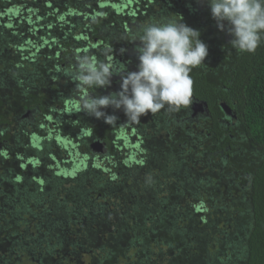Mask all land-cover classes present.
Listing matches in <instances>:
<instances>
[{
    "label": "trees",
    "instance_id": "obj_1",
    "mask_svg": "<svg viewBox=\"0 0 264 264\" xmlns=\"http://www.w3.org/2000/svg\"><path fill=\"white\" fill-rule=\"evenodd\" d=\"M166 15L199 30L208 46L205 65L190 73L193 96L204 99L218 118V101L229 104L231 94L239 124L237 134L230 131L236 143L230 153L238 147L240 155L227 162L228 168L215 167V190L203 198L188 191L185 208L178 203V191L190 187L173 178L187 172L183 159L168 170L169 179L150 173L131 179L136 186L129 184L130 195L121 197L115 192L124 165L115 166L112 176L82 158L75 166H61L57 158L68 153L63 149L68 146L58 151L52 141L74 143V153L84 156L92 154L90 144L99 139L115 155L113 132L103 118L66 113L79 108V99L76 82L64 70L84 54L107 62L114 53L119 62L121 49L129 53L130 63L127 56L124 61L131 71L133 66L138 70L134 49L140 42L125 38L142 23ZM226 29L227 24L225 30L218 28L208 0H0V264L229 263L225 259L264 264V40L254 53H237ZM121 82L114 74L109 86L91 94L116 92ZM54 109L60 115L52 117V126L46 117ZM27 111L32 117L22 118ZM105 112L113 115L112 107ZM114 115L126 117L124 112ZM135 171L131 166L133 176ZM232 171L235 183L228 182ZM221 180L237 212L222 211V216L226 222L238 220L244 229L237 232L230 223L217 225V210L227 208ZM199 181L200 186L208 183ZM245 184L249 189L242 191ZM145 185L148 191L139 198L136 187ZM230 245L232 254H225Z\"/></svg>",
    "mask_w": 264,
    "mask_h": 264
},
{
    "label": "clouds",
    "instance_id": "obj_2",
    "mask_svg": "<svg viewBox=\"0 0 264 264\" xmlns=\"http://www.w3.org/2000/svg\"><path fill=\"white\" fill-rule=\"evenodd\" d=\"M208 4L218 28L225 30L227 24L231 48L237 53H254L264 40V0H208ZM125 39L140 42L135 49L138 70L125 74L124 64L94 60L87 54L76 57L75 65L64 70V75L76 82L79 108L75 111L115 126L117 117L102 109H122L125 125L140 123V117L148 112L156 115L161 110L178 113L187 109L193 96L190 73L205 65L208 55L199 30L179 16L166 15L142 23ZM114 74L121 76L119 91L91 94L95 88L109 86Z\"/></svg>",
    "mask_w": 264,
    "mask_h": 264
},
{
    "label": "flooded vegetation",
    "instance_id": "obj_3",
    "mask_svg": "<svg viewBox=\"0 0 264 264\" xmlns=\"http://www.w3.org/2000/svg\"><path fill=\"white\" fill-rule=\"evenodd\" d=\"M227 97L229 98V104H227L226 101L219 100L218 105L221 108V103H224L227 110L230 112L228 114L221 109L222 115L218 118H215L211 113L207 102L204 99L192 96V103L187 109H181L178 113H168L161 110L156 115L153 114V116H150L147 113L144 115L145 118L140 119V123L128 125V127L136 128V132H141L140 135L145 139L152 136L154 139L158 138L160 140L163 147L161 150L162 152H151L147 149L149 152L144 160L147 162L148 159H151V164L156 165V163L153 162L154 155L157 157L156 159H159V156L161 157L162 155L165 156L164 159H167L166 154H170L173 156L172 162L177 165V163H181V160L183 159L182 155H185V149H188V151H191L190 149H192V157L195 150H197L195 154L199 155L200 153V157L198 158L199 165L200 168L205 170V174L200 170L201 176L205 177H202V180L208 183L207 185L200 186L201 188L197 190L200 193L198 196L199 198L206 196L211 188L215 190V178L216 176L218 177V173L215 172V167H217V169L219 167L218 170L228 168L230 163L227 164V162H229L231 158V160H233L235 154L240 155L238 147L236 148V151L234 150V152H231L232 154L230 153L232 148L234 149L236 147V143H234L235 135L231 134L230 131L237 134L239 132V124L231 106L234 104L233 97L231 94L227 95ZM197 101L205 102L206 106H195L194 103ZM29 117H32L31 112L26 114V118ZM122 118L125 123L127 118L125 116H122ZM216 125L219 130L216 129ZM145 129H148L147 134L145 133ZM94 141L103 143L102 148L105 154L109 152L105 147L104 142H101L99 139H95ZM169 145H173L175 148H171ZM109 154L110 153H108V155ZM257 159H259L258 156ZM187 164L188 163L185 162L186 167ZM142 165L143 163L136 164L137 168L135 172L136 174L141 173L143 176H146L145 173L147 170L143 168L146 163L143 166ZM171 165L174 166L172 163ZM171 165L169 164L168 167H171ZM226 165L227 167H225ZM141 168H143V170H141ZM147 169L150 170V164H147ZM164 175L169 177L168 173L163 174V176ZM234 179H237L236 171H232V176H230L228 182L235 183ZM244 187L248 188L249 185H243L241 187L242 191H245ZM160 188H164V186H160ZM164 195H169V193H165Z\"/></svg>",
    "mask_w": 264,
    "mask_h": 264
},
{
    "label": "rangeland",
    "instance_id": "obj_4",
    "mask_svg": "<svg viewBox=\"0 0 264 264\" xmlns=\"http://www.w3.org/2000/svg\"><path fill=\"white\" fill-rule=\"evenodd\" d=\"M9 12H11V10H9ZM23 14H25V13H23ZM9 15L11 16V19H13V20L16 19L14 14L12 15V13H9ZM122 53H123L122 56H120L118 58V60H121L122 62L121 61H119V62H121L122 64H124L126 66V71H125V74H126L128 71L132 70L131 65L127 64V63H130L131 59L128 57L129 56L128 51H123ZM126 56L128 57V59L125 60V61H127V63H125V61H124V58H126ZM114 58L116 59V55L114 53H112V54H109V56L106 58V60H107L108 63L116 62V60ZM119 62H116V63H119ZM133 69H134V71H136V67L133 66ZM6 84L10 85L9 83H6ZM113 86L115 88L117 87V85H113ZM119 90L120 89L118 88V91ZM7 91H9V89H7ZM109 94H110V92H109ZM67 109H70V110H68L66 112L67 114H72L71 110L73 111V113L76 112L75 111L76 109H73L71 107L67 108ZM106 109L107 108H105L103 110L105 111ZM112 112H113V114L118 115L120 112H123V110L122 109H114V108H112ZM57 115H60V112L56 111L55 109L53 111H50V114H48V117H46L47 118L46 122L53 126V124L55 123L54 120H56V119H52V117H56ZM28 116H29V114H28ZM150 116H153V114L150 115ZM22 118H24V117L22 116ZM122 119H123L122 116L117 117L116 125L115 126H113V125L109 126L110 129L113 131L112 142H113V149H114V152H115L114 156L105 154L103 150L102 151H94V153L91 154V155L88 154V155L82 156V154L74 153V147H73L74 143H72L71 146H70V144L68 145L67 141H58L60 139H56V138L52 140L54 142L55 146L59 147L58 151L61 150L62 144H64V146H68V147H63V149L69 150L68 153L65 154V155L63 153L62 159L57 158L58 161L61 162V166L62 165L63 166H67V165L72 166L74 164H78L80 162L81 158H82V159L86 160L91 166H93L96 169L98 168L97 164H99V166H102L104 168L102 170V172H104L106 174V176L108 175V173L112 176V174H113L112 169L115 166H118L119 164L124 165V168L126 169V172H124L121 175H119V180L121 181L120 189L117 192H115V193H117L116 194L117 196H121V197L125 196V195H127V196L130 195L131 188H128L129 184L136 186V182L132 183L131 179L136 181V179L138 177L143 176L141 173L136 174V175L133 176L132 173L130 172L131 171V166H134V167L137 168L136 164L143 163V165H144L146 163L144 158H146V156H147L149 151L158 152L159 153L163 149L162 144L160 143V140L158 138L154 139L152 136L150 138H146V139L143 138V136L140 135L141 132H136V130H137L136 128L128 127V125L123 124L124 121ZM125 122H126V120H125ZM40 130L41 131L44 130V127L40 128ZM145 130H146L145 133L147 134L148 133V129H145ZM50 132H48V133L50 134ZM35 133H37L36 130H35ZM109 134H110V132L107 134L108 138L111 136ZM42 136H43V134H42ZM147 149L149 151H147ZM190 150L192 151V149H190ZM191 151H188V149H185L184 150L185 155L184 154L182 155L184 161L188 163L187 164V172L179 173L181 176H176V174L173 176L174 179H177L179 177L184 186L191 187L190 190H186V189L180 188L179 191H178V192L182 193L181 197L179 196V198H178V203L181 206V208L188 207V205L190 204V201H189L190 198L186 197L188 195L187 192L190 191V192L193 193L194 191L196 192L197 190H199V188H201L200 185H199L200 184L199 180L200 179L202 180V177H204V176H201L200 170H202L203 174H205V170L203 168H200V165H199L198 158L200 157V153H199V155L195 154V152H197V150H195V152L193 153L194 155L192 157V152ZM55 157H57V156L55 155ZM166 157H167V159H164L165 156L162 155L161 157L159 156V159H156L157 157H155V155H154L153 162L156 163V165L155 164H150V170L147 169V164L149 165V163H148L149 159H148L145 167H143V168H145V170H147L146 173H150L149 177H151L152 175H157V176L160 177L163 174H167V173L170 174L171 173L170 171H168V170L171 169V167H168V166H169V164L171 165V163L174 166H176V163L172 162L173 161V156L172 155L166 154ZM35 158H36V156H35ZM31 161H33V160L31 159L29 162H31ZM28 165L30 166V163H28V164L26 163V166H28ZM52 165H53L51 167L52 170H55V171L58 170V167L55 166L54 161L52 162ZM158 165H160V166H158ZM143 168H141V170H143ZM162 177H164L166 179H169V177H167L165 175L162 176ZM166 179H164L163 181L164 182H168L169 180H166ZM202 181H204V180H202ZM224 182L225 181H223V180H221L219 182V184H220L219 188L222 189L221 194L225 198V200H224L225 201V206L227 207L226 209L229 208V211L224 209V208H219L217 210L218 213L216 214V216H219V219L217 221L218 222L217 225L221 226V227H225L224 224L229 225V223H230L232 228H233V230H236V232H237V231L241 230V228H242V226L240 225L238 220H234L233 223H232V221L230 219V220H228V222H226L227 220L226 219L224 220L223 216H222V211L225 212V213H229V215H231V216H234L233 212L237 213L230 206L231 200H232V197H231L232 195L229 194V192L227 193V191L225 190L227 187L223 186ZM182 183H180V185ZM215 185H217V182L215 183ZM98 188L102 189L103 186L100 185ZM147 191H148L147 185H145L141 189H138L136 187V195L139 198L140 197H144L146 195ZM237 192L238 191H236L235 194ZM145 200L149 201L150 199L147 197ZM126 202H129V201L126 199ZM195 212H201V209H200V211H196V207H195ZM231 212H232V214H231ZM178 223L182 224V222H180V220H178ZM242 229H244V228H242ZM101 239L102 238H100V240ZM225 247L227 248L226 249L227 252L225 254H228V253L232 254L231 245L230 246H225ZM223 261L229 262L227 264L231 263V261H229L227 259H225Z\"/></svg>",
    "mask_w": 264,
    "mask_h": 264
},
{
    "label": "water",
    "instance_id": "obj_5",
    "mask_svg": "<svg viewBox=\"0 0 264 264\" xmlns=\"http://www.w3.org/2000/svg\"><path fill=\"white\" fill-rule=\"evenodd\" d=\"M194 104H195V106H201V105L206 106V103L203 102V101H201V102L197 101ZM221 109H223L228 114L230 112L229 110H227V107H226V105L224 103H221ZM27 113H30V111H27L26 114ZM26 114H24L23 117H26ZM102 147H103V143H100L99 141H94L93 144L91 145V149L93 151H102L103 150Z\"/></svg>",
    "mask_w": 264,
    "mask_h": 264
},
{
    "label": "crops",
    "instance_id": "obj_6",
    "mask_svg": "<svg viewBox=\"0 0 264 264\" xmlns=\"http://www.w3.org/2000/svg\"><path fill=\"white\" fill-rule=\"evenodd\" d=\"M151 114V112H149V115ZM114 115V114H113ZM113 132V131H112ZM91 145H92V143L90 144V149H91ZM91 151H92V154L94 153V151L91 149Z\"/></svg>",
    "mask_w": 264,
    "mask_h": 264
}]
</instances>
